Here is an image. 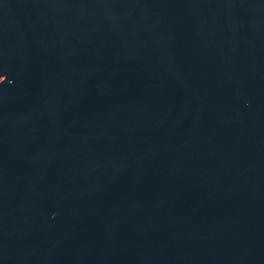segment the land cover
I'll return each mask as SVG.
<instances>
[{
    "label": "water",
    "instance_id": "95a60500",
    "mask_svg": "<svg viewBox=\"0 0 264 264\" xmlns=\"http://www.w3.org/2000/svg\"><path fill=\"white\" fill-rule=\"evenodd\" d=\"M0 264H264V0H0Z\"/></svg>",
    "mask_w": 264,
    "mask_h": 264
}]
</instances>
